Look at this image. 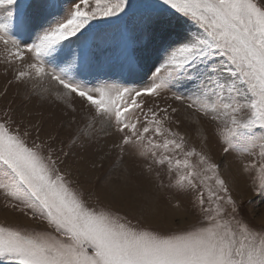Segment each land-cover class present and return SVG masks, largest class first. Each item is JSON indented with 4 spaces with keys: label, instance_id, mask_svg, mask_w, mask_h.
Listing matches in <instances>:
<instances>
[{
    "label": "snow or ice",
    "instance_id": "snow-or-ice-1",
    "mask_svg": "<svg viewBox=\"0 0 264 264\" xmlns=\"http://www.w3.org/2000/svg\"><path fill=\"white\" fill-rule=\"evenodd\" d=\"M0 6V49L16 65L7 84L53 95L73 111L79 100L89 121L82 136L97 122L112 129L118 160L132 155L149 172L164 169L167 186L193 194L198 216L189 227L165 229L134 223L99 198L91 203L64 167L70 153L55 146L57 137L42 139L39 125L5 110L4 207L44 227L0 223V264H264V225L243 217L220 164L178 130L181 108L214 123L225 154L251 157L243 170L264 201V0ZM161 97L181 108L148 104Z\"/></svg>",
    "mask_w": 264,
    "mask_h": 264
},
{
    "label": "rangeland",
    "instance_id": "rangeland-1",
    "mask_svg": "<svg viewBox=\"0 0 264 264\" xmlns=\"http://www.w3.org/2000/svg\"><path fill=\"white\" fill-rule=\"evenodd\" d=\"M4 59L5 53L0 49V116L9 110L18 120L22 118L28 124L39 125L42 139L56 136L55 146L70 153L64 167L71 171L72 179L82 187L91 203L99 198L103 204L133 218L134 223L139 219L158 228H186L197 223L196 209L191 204L193 194L167 186L170 181L164 169L157 167L149 172L144 159L132 155H125L120 162L118 150L112 147L118 138L100 122L90 137L82 136L81 129L89 121L88 111L79 100L74 102L76 110L73 111L53 95L36 94L15 83L8 85L16 65H7ZM6 86L7 94L3 95ZM153 103L181 108L179 102L164 97L148 101L149 105ZM178 119L181 122L178 130L185 134L189 146L203 148L220 164L221 175L227 180L243 217L256 227L264 225V201L253 195L252 174L243 170L244 162L251 157L225 154L215 124L206 118L181 108ZM76 136L80 140L72 146L71 140ZM4 204L5 197L0 193V223L44 227L40 221L32 220L30 213L24 216L5 208Z\"/></svg>",
    "mask_w": 264,
    "mask_h": 264
}]
</instances>
